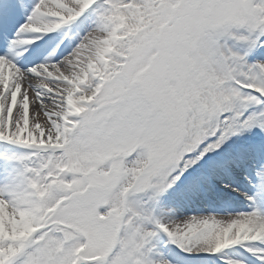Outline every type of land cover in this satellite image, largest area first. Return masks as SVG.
I'll use <instances>...</instances> for the list:
<instances>
[{
	"label": "snow or ice",
	"instance_id": "snow-or-ice-1",
	"mask_svg": "<svg viewBox=\"0 0 264 264\" xmlns=\"http://www.w3.org/2000/svg\"><path fill=\"white\" fill-rule=\"evenodd\" d=\"M0 264H264V0H0Z\"/></svg>",
	"mask_w": 264,
	"mask_h": 264
}]
</instances>
